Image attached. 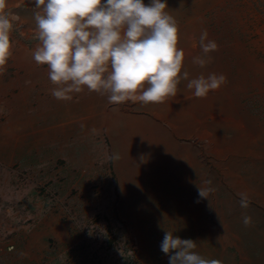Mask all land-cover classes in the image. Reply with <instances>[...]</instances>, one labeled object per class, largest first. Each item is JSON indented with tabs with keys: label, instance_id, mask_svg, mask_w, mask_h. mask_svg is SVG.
<instances>
[{
	"label": "rangeland",
	"instance_id": "rangeland-1",
	"mask_svg": "<svg viewBox=\"0 0 264 264\" xmlns=\"http://www.w3.org/2000/svg\"><path fill=\"white\" fill-rule=\"evenodd\" d=\"M166 2L189 78L227 77L206 98L182 81L162 104L87 89L58 100L33 60L32 0L16 9L25 25L0 75V264H169L166 230L207 259L264 264V0ZM204 30L218 50L201 69Z\"/></svg>",
	"mask_w": 264,
	"mask_h": 264
},
{
	"label": "clouds",
	"instance_id": "clouds-1",
	"mask_svg": "<svg viewBox=\"0 0 264 264\" xmlns=\"http://www.w3.org/2000/svg\"><path fill=\"white\" fill-rule=\"evenodd\" d=\"M23 4L0 0V75L13 54L12 34L25 25L16 11ZM32 5L34 24L27 30L36 42L33 60L49 69L54 85L50 92L58 100L71 101L73 94L87 89L107 95L109 104L147 106L175 98L182 81L195 98H206L227 82L225 75L216 73L189 78L186 54L179 47V24L166 0H32ZM199 47L192 63L203 69L218 45L204 30ZM204 184L197 185L198 194L208 199L215 189L207 186L210 180ZM240 206L249 207L245 194ZM242 222L251 226L252 219L245 215ZM196 248V241L167 230L160 245L169 264H222L201 256Z\"/></svg>",
	"mask_w": 264,
	"mask_h": 264
}]
</instances>
